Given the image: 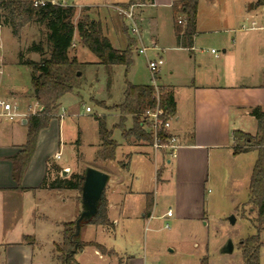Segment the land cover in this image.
Instances as JSON below:
<instances>
[{"label": "crops", "instance_id": "crops-1", "mask_svg": "<svg viewBox=\"0 0 264 264\" xmlns=\"http://www.w3.org/2000/svg\"><path fill=\"white\" fill-rule=\"evenodd\" d=\"M184 1L153 0L146 8L141 9L139 17L136 16L137 22L150 20L153 24L152 43L161 44V34L164 29L167 30L164 35L167 39L170 37V44L163 49L170 52L177 51L179 55L177 58L181 60V64L178 60L170 63L172 78L170 83L163 84L171 88L175 99V115L171 118L169 133L178 139L177 149L172 154L169 150H156L152 144L144 140L125 138L126 145L135 148V151L125 152L128 162L121 165L124 168L123 172L131 173L130 162L134 158L145 165L152 161L154 169L149 168L150 177L147 176V178L157 181L167 172L170 173L171 158H173L175 163L172 174L174 178L172 206L169 203L166 211H162L158 216L156 214L158 202L154 193L129 189L127 184L129 176L120 178L115 175L113 180L115 185L110 186L111 177H109L105 193L108 201V216L114 227L119 223V218L112 219V211L122 214L123 218L134 215L132 212L135 208L132 204H128V201L138 193L143 195V202L138 209L134 210L136 218L142 216L148 222L155 218L167 219V221L173 219L176 225H182L187 220L205 219L206 186L212 168L219 163H227L231 169L230 178L234 182L235 179H239L244 157L253 153L251 151L234 154L233 132L242 130L255 135L257 128L254 132L246 131L248 124L255 120L251 111L257 106L264 110V34L261 33L264 30L248 28L254 19L261 22L263 6H256L257 0L243 1L238 6L234 5L233 0H208L215 8L220 6L226 8L225 12L223 11L215 18L221 27L209 29L212 26L208 24L214 20V17L211 16L208 19L201 17L199 12L201 0H199L196 33L190 40L185 34ZM222 1L224 4H221ZM237 20L240 26L235 28L232 25ZM201 33L219 34L222 41L221 54L218 53L219 55L216 56L212 53V56L207 59L195 54V44ZM137 42L136 40V44ZM135 51H137V45ZM154 51L160 54V49ZM115 112L120 118V112ZM4 118L0 116V264H32L34 247L41 242V231H48L47 237H50L54 252L56 244L63 239L64 223L76 221L82 211L78 190H51L42 186L44 179L48 176L50 162H55L62 170L67 169L68 173L71 171V173L85 174L87 167L108 172L104 168L105 165L107 162L115 161L116 158L108 161L100 160L104 165H97L99 161L97 152L101 148L97 130L98 140L91 144V159L84 161L83 149L86 146L82 139L77 137V140L70 143L75 150L73 161L60 162L62 156L56 158V154H62L61 139L65 124L62 116H59V119L55 118L51 121L49 128L40 132L36 151L21 181L22 188H17L18 182L14 179V163L11 157L17 154L26 142L27 123H22L26 117L21 118L20 126L14 124L1 126ZM106 122L108 125L107 118ZM117 124H114V127ZM22 127L24 130H21ZM108 128L112 129L109 125ZM144 128L147 130L146 126ZM118 144L117 150L122 146L121 143L118 142ZM255 161H253L252 170ZM118 162L120 164V161ZM159 171L161 174L158 173ZM51 174L55 177V173ZM148 194L153 196L154 206L150 215L147 216L145 211ZM42 200L52 206L56 213L50 211L46 205L41 208ZM29 201L31 205L28 207ZM168 210H172V216L167 215ZM32 222L33 231L30 229ZM91 227L105 226L87 224L81 229L82 236L83 232H90ZM26 237L33 238V241ZM260 238L264 244V229ZM82 241L96 242L84 237ZM85 248L82 253L85 252ZM94 248L99 257H106L96 247ZM242 262L240 264H244L243 258ZM260 262L264 264V245L260 250ZM125 264H145V260L132 256Z\"/></svg>", "mask_w": 264, "mask_h": 264}, {"label": "rangeland", "instance_id": "rangeland-1", "mask_svg": "<svg viewBox=\"0 0 264 264\" xmlns=\"http://www.w3.org/2000/svg\"><path fill=\"white\" fill-rule=\"evenodd\" d=\"M126 1L128 0H71L70 2L77 9L75 22L84 14L101 21L103 32L111 40L113 46L123 49L127 46L129 37L137 40L131 31L125 29L129 22L124 20L116 9V6ZM243 1L248 0H233L235 6L241 5L240 3ZM222 2L221 4H224V1ZM149 3V0H142L135 5L134 12L136 16L139 17L141 9L146 8ZM225 10L226 8L224 9L222 6L213 7L211 1L208 0H201L199 5V12L203 19L214 17V20L208 24L212 26V28L208 27L209 29L221 27V24L215 18ZM138 26L142 34L143 44L151 48L154 34L153 24L150 20H145L142 23L138 22ZM232 26L238 28L240 26L239 20ZM166 32L167 30L164 29L161 34V44L157 45L160 49L159 53L165 60V64L155 75L157 77L156 81L160 85L170 83L172 78L170 63H174L175 60L177 62L179 58L177 51L170 52V50L163 49V47L170 44V37L167 39L164 35ZM45 33L44 26L31 24L24 28L20 37H15L9 27L3 26L0 33V96L17 104L21 115L14 120L4 118L1 126H11L13 124L20 126L21 118L26 117L27 119L30 114H33V111L38 112L41 109L33 96L31 68L19 64V54L23 52L25 58L40 60L41 55L29 51V47L33 43L45 42ZM261 33L264 34V32ZM74 44L71 54L77 55L79 60L74 88L63 96L62 102L56 110L57 118L59 119V116H62V121L65 124L61 139L62 158L60 162L73 161L75 150L70 146V143L78 138H81L86 146L83 149L84 161L91 159V144L96 143L98 140L96 117L106 116L108 125L113 129V138L122 145L117 150L116 160L107 162L104 167L108 171L106 173L111 177L109 185H115V183L113 184L115 175L120 178L129 176L127 182L129 189L138 192L148 191L155 194L158 202L156 214L159 216L162 211H166L169 203L172 206L171 194L174 189L172 174L175 160L171 158L170 173L167 172L157 181L153 178H147V176L150 177L149 168L154 169V162L152 161L150 164L145 165L139 159L134 158L130 162L131 173L123 172L124 168L121 165L128 162L125 152H134L135 148L127 146L121 128L114 127V124L120 122L118 113L115 111H119L116 106L124 100L126 80L131 83L153 84V73L148 67L147 58L145 55H139L134 50V64L127 73L124 65L113 66L109 71L103 64L99 63L97 57L87 47L79 42L77 35ZM139 45L137 42V47ZM221 46L222 41L219 34L201 33L195 44V54L207 59L212 56V49L221 54ZM157 54L158 52L152 49L147 52L150 59H154ZM178 61L181 64V60ZM171 67L173 68V66ZM87 107L91 108V112L86 110ZM131 126L132 119L128 118L125 127L129 128ZM26 128L28 127L26 126ZM256 128V120H253V123L248 124L246 131L254 132ZM21 130H24V127ZM80 131L81 133H79ZM252 135L254 134L252 133ZM244 158L245 161L239 179H235L236 182L235 180L232 182L233 180L230 178L231 169L227 163H219L212 168L206 186L207 213L205 219L187 220L182 225H176L173 219L167 221V219L155 218L148 222L145 217L136 218L134 210L138 209L141 202H143V195L138 193L128 201V204H132L135 208L132 212L134 215L123 218L122 214H118L117 211L113 210L111 218H119V223L115 224L114 228L91 227L90 232H83V236L81 234V239L84 237L96 241L108 249H113L115 254L105 255L106 257L102 258L95 253L94 247L87 246L84 253L77 254L78 264H125L132 256L143 258L145 264H201L204 257H208L209 264H240L242 262V250L239 244L249 235L256 233L255 221L257 216L253 205L248 202L250 175L253 161L257 158V152L253 151ZM118 161H120V164ZM54 164L55 162H50L49 168L50 172L55 173V176H57L59 172L57 173L52 168ZM97 165L103 166L104 163L99 160ZM51 173L49 177L53 178L54 176ZM70 174H72L71 171L68 175ZM59 175L61 176V173ZM151 175L153 177V171ZM80 198L81 193L79 192L81 204ZM30 205L31 202L29 201L27 206ZM40 205L41 208L46 205L50 211L56 213V210L49 206L47 202L42 200ZM232 217L235 218L234 223L231 221ZM166 224H169V228H166ZM31 226L30 229L33 231V222ZM85 226L87 224L82 222L81 228ZM47 233L48 231H41V242L34 247L32 264H59L56 257V246L53 252L52 243L50 237H47ZM30 240L33 241V238H30ZM229 240L234 243V251L231 254L223 253L221 250ZM61 242L58 244H61Z\"/></svg>", "mask_w": 264, "mask_h": 264}, {"label": "trees", "instance_id": "trees-1", "mask_svg": "<svg viewBox=\"0 0 264 264\" xmlns=\"http://www.w3.org/2000/svg\"><path fill=\"white\" fill-rule=\"evenodd\" d=\"M140 1L142 0H128L120 6L129 8L139 4ZM198 2L199 0H185L183 3L186 20L185 34L190 40L196 33ZM255 5L264 6V0H257ZM76 12L75 6H62L51 2L43 6H35L34 0H0V25L9 27L13 36L20 37L24 28L31 24L44 26L46 29L45 42L33 43L29 47V51L41 55L40 60L25 58L23 52L19 54V64L31 68L33 96L42 109L27 117L26 142L21 150L11 157L14 163V179L18 182L17 188H22L21 181L36 151L40 132L49 128L51 121L57 118L56 110L61 99L74 88L79 60L77 55H72L71 52L76 35L79 37V42L87 47L97 57L99 63L109 71L113 66L124 65L127 73L134 64L133 51L137 45L134 38L129 37L125 49H117L104 34L101 21L84 14L75 22ZM125 29L129 31L128 26H125ZM159 103L166 113L165 119L175 115V99L169 86L162 87ZM157 104L158 100L152 84H134L126 80L124 100L116 106L120 112V122L115 127L121 128L122 135L127 140H144L153 145L152 134L144 128L143 116L146 110L155 108ZM251 115L257 123L255 135L242 130L233 132L234 154L257 152V159L250 178L248 200L257 213L256 233L243 239L239 247L242 250L244 264H261L260 250L264 245L260 238L264 229V110L260 106L254 107ZM129 117L133 120V126L127 129L125 122ZM96 120L101 140L97 159L114 160L119 144L113 138V129L108 128L104 116H97ZM162 134L166 135V131ZM52 168L59 174L62 171L57 164H54ZM49 172L50 168L48 176L42 183L43 187L51 190L76 189L81 193L84 174L72 173L66 176L58 174L50 178ZM158 173L161 174V171ZM153 206L154 198L148 194L145 211L147 216L150 215ZM83 224L114 227L108 216V201L105 192L101 197L96 215ZM86 246H94L104 255L115 254L113 249H108L98 242L82 241L81 230L78 234L76 233V221L64 223L62 242L56 245V257L59 264H78L76 256ZM201 264H209L208 257H204Z\"/></svg>", "mask_w": 264, "mask_h": 264}, {"label": "built area", "instance_id": "built-area-1", "mask_svg": "<svg viewBox=\"0 0 264 264\" xmlns=\"http://www.w3.org/2000/svg\"><path fill=\"white\" fill-rule=\"evenodd\" d=\"M71 0H34L35 6H43L47 2H51L52 4H58L62 6H74L73 3L70 2ZM116 9L118 11V14L123 17L124 20L128 21V28L129 31H131L132 34H134L137 38L138 43L140 44L137 47V51L140 55H145L148 61V67L150 71L153 73V86L155 88V95L158 100V104L155 108H151L146 110L143 119L145 120V126L147 128V131L150 132L153 136V147L156 150L159 149H167L169 151L175 152L177 149V141L178 139L176 136L169 133L170 127H171V118L165 119V111L160 106V96L162 87L164 85H160L157 83L155 77L156 73L160 70V68L165 64V60L162 55L157 54V56L154 59H150L147 55V52L149 49L158 50V46L156 43H153V45L150 47L145 46L142 42V34L140 31V28L138 26V22L136 19V14L134 12V6H131L129 8H125L123 6H116ZM181 22V21H179ZM249 29H262L264 30V6H263V12L261 14V22L258 20H252L250 25L248 26ZM2 26L0 25V33H1ZM75 44H73L74 46ZM0 48H1V42H0ZM211 52L218 56V51L215 49H212ZM39 107V104H37ZM86 110L88 112L91 111L90 107H87ZM36 113V112H34ZM20 110L19 106L17 104H14L13 102L3 98L0 96V116L5 117L9 120H14L15 118L19 117ZM163 131H166V135H163ZM60 153L56 154V158H60ZM173 212L172 210L167 211L168 216H172ZM166 228H169V224H166Z\"/></svg>", "mask_w": 264, "mask_h": 264}, {"label": "water", "instance_id": "water-1", "mask_svg": "<svg viewBox=\"0 0 264 264\" xmlns=\"http://www.w3.org/2000/svg\"><path fill=\"white\" fill-rule=\"evenodd\" d=\"M22 123H27V119L24 118ZM68 174L67 169L62 170V176ZM109 175L96 169L94 167H87L84 174L83 185L81 189V204L82 211L78 219L76 220V233L81 230L82 222L88 221L96 215L98 206L103 193L105 192L107 183L109 181ZM231 221L234 223L235 218L232 217ZM234 243L229 240L222 248L223 253L231 254L234 251Z\"/></svg>", "mask_w": 264, "mask_h": 264}]
</instances>
